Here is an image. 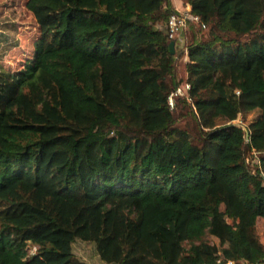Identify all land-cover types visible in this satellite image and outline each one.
I'll use <instances>...</instances> for the list:
<instances>
[{
	"label": "trees",
	"instance_id": "obj_1",
	"mask_svg": "<svg viewBox=\"0 0 264 264\" xmlns=\"http://www.w3.org/2000/svg\"><path fill=\"white\" fill-rule=\"evenodd\" d=\"M179 1L205 35L169 39L171 0L25 1L37 38L0 69V264H84L76 241L104 264H264V0Z\"/></svg>",
	"mask_w": 264,
	"mask_h": 264
},
{
	"label": "rangeland",
	"instance_id": "obj_2",
	"mask_svg": "<svg viewBox=\"0 0 264 264\" xmlns=\"http://www.w3.org/2000/svg\"><path fill=\"white\" fill-rule=\"evenodd\" d=\"M26 0H0V69L15 70L20 67L24 59L30 57L31 45L37 38L36 28L29 14L24 10ZM176 10H183L179 0H171ZM199 31L197 26L192 25ZM208 27L200 29L203 36ZM189 35V29L186 31ZM177 72L184 78V62L177 65ZM256 117L255 113H249L244 118L240 117L235 122L248 124ZM248 156V155H247ZM264 231V223L258 221L257 232L260 235ZM74 255L84 264H104L99 261L93 246L80 241L73 244Z\"/></svg>",
	"mask_w": 264,
	"mask_h": 264
},
{
	"label": "built area",
	"instance_id": "obj_3",
	"mask_svg": "<svg viewBox=\"0 0 264 264\" xmlns=\"http://www.w3.org/2000/svg\"><path fill=\"white\" fill-rule=\"evenodd\" d=\"M193 23L199 25L201 29H205V25L200 22L199 18L195 15H192L190 9L184 8L183 10H177L175 14L170 15L167 21V32L170 40H176L182 37L183 33L187 30L188 24ZM186 88H189L187 86ZM181 94L180 89H176L172 94L169 95L167 102L169 107L172 109L174 105V96H179ZM236 94H238L236 92ZM245 142L248 144V137H246ZM250 154H254L252 150H249ZM216 264H250L244 260L239 261H226L223 262L218 260Z\"/></svg>",
	"mask_w": 264,
	"mask_h": 264
},
{
	"label": "water",
	"instance_id": "obj_4",
	"mask_svg": "<svg viewBox=\"0 0 264 264\" xmlns=\"http://www.w3.org/2000/svg\"><path fill=\"white\" fill-rule=\"evenodd\" d=\"M168 49H169L170 55H174L175 54V51H174V43L173 42H170L169 43Z\"/></svg>",
	"mask_w": 264,
	"mask_h": 264
}]
</instances>
